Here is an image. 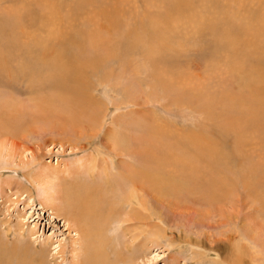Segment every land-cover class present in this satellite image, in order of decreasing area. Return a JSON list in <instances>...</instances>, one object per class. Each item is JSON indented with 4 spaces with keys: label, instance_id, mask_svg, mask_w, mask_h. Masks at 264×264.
<instances>
[{
    "label": "rangeland",
    "instance_id": "obj_1",
    "mask_svg": "<svg viewBox=\"0 0 264 264\" xmlns=\"http://www.w3.org/2000/svg\"><path fill=\"white\" fill-rule=\"evenodd\" d=\"M1 12L16 22L18 31L15 30L24 46L35 47L34 51L40 54L45 49L46 56L58 53L59 62L91 65V87L87 92L97 97L105 128H114L121 143L129 138L136 146L145 145L142 147L149 157L166 162L168 169L178 170L181 163H195L204 169L207 163H213L216 178L223 181L232 200L252 190L256 204L247 199V205L252 206L249 210L262 205L264 0H0ZM249 29L252 33L247 34ZM247 39L258 44L255 45L257 50L247 44ZM63 45L67 47L65 51H62ZM25 101L23 98L22 102ZM67 123L71 125L70 121ZM34 129L47 143L56 140L55 128L44 129L38 125ZM97 145L100 144L93 142L91 149ZM49 149L41 161L51 167L71 165L78 155L85 154H71L68 144L66 151L55 145L51 151ZM124 157L133 161L131 157ZM177 159L180 163H176ZM5 162L0 160L1 165ZM1 165L0 186L5 193L0 194V224L4 221L6 224L0 229L21 220L23 241H30L35 247L48 239L47 248L50 246L48 249L52 251L45 264H74L77 255L72 251L78 246L74 243L78 238L76 231L68 229L62 217L58 219L54 211L41 204L36 187L32 186L34 196L30 204L27 197L13 205L6 201L7 195L16 198L18 185L1 184L3 181L15 179L24 184L28 181L23 174L25 170H4ZM247 179L250 185L244 184ZM9 205L11 208L7 211ZM195 205L191 209L195 211L182 218L184 229L192 227L188 219H195L198 211L202 214L219 208L212 204ZM231 207L230 203L226 205L228 210ZM218 214L211 223L221 220L222 215ZM113 224L107 234L122 243L126 223ZM222 229H227V225L214 229V235ZM30 230L33 234L29 236ZM168 230L175 235L168 232L166 240L153 236L147 240L137 264H213L209 260L215 259L216 254L209 258L193 257V251L203 249L178 240L179 228ZM11 234L9 237L14 240ZM126 235L129 238L131 234ZM171 239L175 240L172 246L168 245ZM56 245H60L58 249ZM125 253L131 255L127 250ZM258 258L264 261L262 254Z\"/></svg>",
    "mask_w": 264,
    "mask_h": 264
},
{
    "label": "bare ground",
    "instance_id": "obj_2",
    "mask_svg": "<svg viewBox=\"0 0 264 264\" xmlns=\"http://www.w3.org/2000/svg\"><path fill=\"white\" fill-rule=\"evenodd\" d=\"M6 17L0 14V160H6L5 165H0L4 170H25L23 174L28 181L25 184L18 180L15 182V179L3 181L1 184L18 185L16 198L11 199L5 194L6 201L13 205L27 197L30 204L33 202V187H36L41 204L54 211L58 219L62 217L68 229L76 231L78 238L74 243L78 246L72 251L77 255L74 264H137L147 240L151 236L166 240L168 232L175 235L174 231L168 230L173 227L179 228L176 237L182 243L203 249L193 251V257L209 258L216 254L215 259L209 260L213 264H264L258 258L260 254L264 258V198L260 200L262 205H254L255 208L249 210L252 206L247 205V199L255 203L252 190L244 191L243 199L236 195L232 200L223 181L216 178L213 163H207L204 169L195 163H181L178 170L168 169L166 162L149 157L145 145L136 146L129 138L121 143L114 128H105L97 97L87 92L91 87V65L76 61L59 62L56 60L57 56L60 58L58 53L46 56L45 49L40 54L34 51L35 47L24 46L16 32V22ZM249 32L252 33L250 29L247 34ZM250 41L247 44L257 50L255 45L258 44ZM66 49L63 45L62 51ZM23 98H26L25 102H22ZM38 125L44 129L55 128L58 131L56 140L47 143L34 129ZM93 142L100 145L91 149ZM67 144L71 154L85 152L73 160L74 166L67 163L59 168L58 165L51 167L42 163L41 159L49 147L52 149L55 145L66 151ZM133 153L141 155L134 158L131 156ZM124 156L131 157L133 161L124 159ZM179 161L177 159L176 163ZM246 183L249 184L248 179L244 181ZM2 193L5 189L1 185ZM197 203L219 205V208L202 214L198 211L195 219H188L192 227L184 229L182 218L193 213L195 210L191 209ZM228 203L232 206L230 210L226 208ZM218 213L223 216L220 215L221 220L211 223L210 220ZM19 214L18 217L21 216ZM114 222L126 223L122 243L117 237L107 234ZM4 224L6 221L0 226ZM225 225L227 229L214 235V229ZM23 229L21 220L0 229V264H45L51 250L48 249L50 246L47 248L48 239L33 247L30 241H23ZM11 231L14 240L9 237ZM124 232L131 234L129 238ZM32 234L33 230H30L28 235ZM235 241L239 242L236 244ZM169 243L172 246L175 240L171 239ZM59 246L56 245L55 249ZM125 250L131 255H126Z\"/></svg>",
    "mask_w": 264,
    "mask_h": 264
}]
</instances>
